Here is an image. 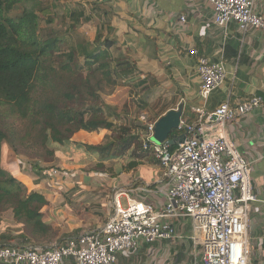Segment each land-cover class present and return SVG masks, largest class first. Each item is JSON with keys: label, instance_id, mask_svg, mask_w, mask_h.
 I'll return each mask as SVG.
<instances>
[{"label": "trees", "instance_id": "16d2710c", "mask_svg": "<svg viewBox=\"0 0 264 264\" xmlns=\"http://www.w3.org/2000/svg\"><path fill=\"white\" fill-rule=\"evenodd\" d=\"M59 7L43 0H0V214L12 210L17 223L24 231H30L32 238L54 230L44 221L43 210L50 202L40 192H28L26 183L10 175L5 167L6 148L16 150L13 141L16 137L2 119L6 109L11 116L36 124L27 126L30 132L27 136L36 137L44 150H50V144L84 150L98 156L101 167L121 162V174L127 177L124 187L136 190L148 185L153 189L157 185L155 178L161 176L156 172L159 162L152 151L143 147V133L136 123L117 125L103 114V108L88 105L101 100L104 90L133 83L137 73L134 61L114 58L116 42L110 36L113 31L109 21L98 22L92 42L73 39L80 25L96 21L95 5L91 7L92 14H87L81 3L67 7L69 26L54 30L52 25ZM177 102L166 101L155 122L175 110ZM100 130L111 133L100 145L72 140L77 132ZM182 133L184 129L173 136ZM176 148L170 146L171 150ZM145 163L156 167L155 171L142 170ZM41 171L38 170L40 180L53 178L41 175ZM104 172L112 180L119 178V172L115 175L112 167ZM136 198L143 200L144 195ZM24 231L16 237L1 235L0 246L19 247L15 244L17 240L31 241Z\"/></svg>", "mask_w": 264, "mask_h": 264}, {"label": "built area", "instance_id": "2783aa9c", "mask_svg": "<svg viewBox=\"0 0 264 264\" xmlns=\"http://www.w3.org/2000/svg\"><path fill=\"white\" fill-rule=\"evenodd\" d=\"M208 1L215 25L224 35L231 25L244 36L264 31V16L257 13L256 0ZM181 20L185 22V17ZM190 54L197 59L204 104L193 109L194 123L182 122L188 138L171 150L170 145L154 141L155 124L148 125L143 134V147L152 151L162 170V185L155 191L140 186L135 193L144 199H127L126 206L120 198L123 194L117 196L113 215L101 229L62 244L50 248L0 246V263L64 264L71 258L76 264H116L118 256L135 250L139 241L178 240L174 224L190 220L194 233L201 235L202 257L197 264H253L248 229L251 205L259 201L253 187V165L236 147L227 124L260 109L261 99L250 97L239 105L226 101L213 112L207 111L210 96L226 81V64L213 62L195 49ZM152 195L164 202L147 201Z\"/></svg>", "mask_w": 264, "mask_h": 264}, {"label": "crops", "instance_id": "0c3cea01", "mask_svg": "<svg viewBox=\"0 0 264 264\" xmlns=\"http://www.w3.org/2000/svg\"><path fill=\"white\" fill-rule=\"evenodd\" d=\"M76 1L85 7L87 14H92V5L98 8L93 13L96 27L98 22H110L113 31L110 36L116 42L114 58L134 61L138 75L132 79L142 85L146 107L144 115L148 112L158 114L166 101L175 100L178 101L177 107L184 105L183 122L196 121L193 109L204 103L196 71L197 59L190 54L194 49L213 62L223 60L226 64V81L210 96L207 111L213 112L226 101L239 105L250 97L261 99L260 109L229 122L227 132L240 153L253 165V187L259 201L251 205L248 248L253 264H264V31L244 36L235 25H231L228 34L224 35L215 25L214 10L208 0ZM256 11L264 16V0H256ZM181 17H185V22ZM82 132L75 134L73 140L86 144V133ZM162 181L163 174L151 190L160 187ZM55 192L43 193L51 204L52 198L58 194H75ZM124 195L126 199L138 197L136 193ZM85 198L77 202L85 203L82 201ZM147 201L155 205L164 202L157 195L148 196ZM58 212L50 215L47 222L50 221L48 224L56 230L62 229L58 237L62 243L86 233L85 229H92L97 223L86 210L81 215L73 209ZM73 221L75 225L71 226ZM174 231L178 240L153 244L139 241L135 250L120 254L116 264L199 263L202 257L201 235L194 233L191 221L175 223ZM64 264L76 263L66 258Z\"/></svg>", "mask_w": 264, "mask_h": 264}, {"label": "rangeland", "instance_id": "374dc122", "mask_svg": "<svg viewBox=\"0 0 264 264\" xmlns=\"http://www.w3.org/2000/svg\"><path fill=\"white\" fill-rule=\"evenodd\" d=\"M44 2L49 1L51 4H58L59 11L56 12L55 23L52 25V29L59 30L67 28L69 26V20L66 16L65 9L67 7H74L78 2L76 0H43ZM96 21L91 23H83L74 34L73 39L75 41H87L92 42L95 38L97 27ZM138 75V69L137 73ZM137 81L133 80V83L127 82L124 86L116 87L115 89H107L101 94V100L97 103L90 102L88 105H93L94 107L103 108V114L110 121H113L117 125H124L130 123H136L140 127V133H145L148 125L155 124V119L158 114L149 113L144 115L143 104V89L141 83H135ZM158 88L156 87V90ZM101 102V103H100ZM5 111V109H3ZM3 121L6 122L7 128L11 130V133L15 139L14 145L16 147L15 151L11 149L5 150L4 154V164L9 174L20 178L24 181L28 187V192H40V193H56L55 191H65L66 193H75L73 196L59 195L54 196L53 202L50 206L43 210L44 221L47 222L50 215L54 213L58 214L64 212V210L73 209V211L81 215L84 210L89 211L92 220L96 221L95 227L92 229H85L84 231L91 232L101 229L108 218L113 215L115 200L117 196L121 194H128L131 196L135 194L132 187H124L127 183L126 175L121 174L123 164L119 161L110 162L103 164L101 167L98 156L88 154L86 151H78L75 148H65L59 145L50 144V150H44L41 143L36 140V137L31 135L28 138L30 132L27 130V126L33 127L31 124L33 122H23L14 116H11L6 109ZM36 127V124H34ZM105 132H97L91 135L89 132L86 133V138L84 142L88 145H100L104 141L106 136H110L109 131L103 130ZM81 132V131H80ZM82 132V133H83ZM79 132L75 133L78 134ZM83 133V134H84ZM74 134V135H75ZM91 137H88V135ZM143 134L142 143H143ZM72 137V140L74 138ZM74 142L81 143L73 140ZM115 163V164H114ZM42 169L41 175H51L53 178L41 179L38 175V170ZM114 169L115 172H119L117 177L112 180L109 176L104 175V171L109 168ZM142 170L155 171L156 167H152L150 164L145 163L141 167ZM53 171H56L54 174ZM53 172V174H52ZM157 175H161L162 170L160 166L157 168ZM116 175V174H115ZM158 178H155V181ZM38 183V184H37ZM129 190V192H128ZM62 193V192H61ZM86 197L82 201L85 203L77 202L78 200ZM121 200L124 206L127 204V199L121 196ZM55 205V206H54ZM61 208V209H60ZM94 210V211H92ZM47 223H50L48 221ZM71 223V222H68ZM75 225L74 221L71 226ZM59 229V228H58ZM23 227L17 223L13 215L12 210L3 211L0 214V236L10 235L16 237L21 233ZM26 230L24 231V233ZM62 229L53 231L48 234H39L37 237H33L30 231H27L26 237H29L31 241L17 240L15 242L20 248L29 246H39L42 248H50L56 246L62 242L59 241V235H61ZM28 238V239H29ZM41 244V245H39Z\"/></svg>", "mask_w": 264, "mask_h": 264}, {"label": "water", "instance_id": "95a60500", "mask_svg": "<svg viewBox=\"0 0 264 264\" xmlns=\"http://www.w3.org/2000/svg\"><path fill=\"white\" fill-rule=\"evenodd\" d=\"M184 105H179L177 109L167 112L154 125V141L158 144H168L178 146L188 138V130L185 128L184 133L173 136L174 132L181 131L183 122Z\"/></svg>", "mask_w": 264, "mask_h": 264}]
</instances>
